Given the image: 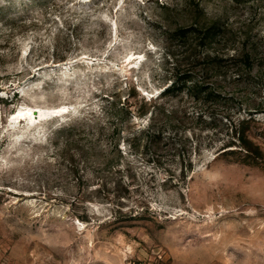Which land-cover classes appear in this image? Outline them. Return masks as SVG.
<instances>
[{"label":"rangeland","instance_id":"obj_1","mask_svg":"<svg viewBox=\"0 0 264 264\" xmlns=\"http://www.w3.org/2000/svg\"><path fill=\"white\" fill-rule=\"evenodd\" d=\"M0 264H264V0H0Z\"/></svg>","mask_w":264,"mask_h":264},{"label":"trees","instance_id":"obj_2","mask_svg":"<svg viewBox=\"0 0 264 264\" xmlns=\"http://www.w3.org/2000/svg\"><path fill=\"white\" fill-rule=\"evenodd\" d=\"M212 29L214 30L212 31ZM223 30V27L221 28ZM192 35H194L195 39L199 41L197 43V47H205L206 45H209L211 43H214V40L221 34H225L224 31L221 33L220 29L216 28H206L201 27L198 24L196 26H193L191 29ZM227 56L226 54H216L214 57H211L210 60H212V68H207V70L211 71L219 67L217 66L218 60L223 57ZM240 57V54L238 52H235L234 54H231L228 58L231 61H236ZM206 59V58H204ZM208 59V58H207ZM228 59V60H229ZM206 70V68H204ZM186 81H192L191 77H188ZM121 107L116 111V117L117 120L119 117L126 118V116L129 115V117H139V118H148L147 126L144 128L138 129L139 136H142V138L147 139L146 143L151 144L155 146L158 149H161V145L163 146H172L173 151H182V145L180 142H178L179 137L177 136L178 132H171L169 136H166V130L168 129V125L165 121V118L169 119V122H171L174 113L172 111H169L166 109L165 105L162 103L161 99H146L141 98V100L137 101H131L129 99H125V101L121 102ZM252 118L249 119V121ZM172 124H175L172 122ZM111 125L116 126L114 128V131L118 130L119 124H115L114 122H111ZM171 127L175 128V125H172ZM103 130V128H102ZM177 133V134H176ZM139 138L138 136L134 139ZM232 140L234 143L239 142L241 147L245 149L248 148L249 141L247 140L245 134H240L238 138L235 137ZM167 141V142H165ZM166 143V144H165ZM225 153V152H224Z\"/></svg>","mask_w":264,"mask_h":264},{"label":"bare ground","instance_id":"obj_3","mask_svg":"<svg viewBox=\"0 0 264 264\" xmlns=\"http://www.w3.org/2000/svg\"><path fill=\"white\" fill-rule=\"evenodd\" d=\"M32 110L33 109H28V111L26 110L27 112L21 111L17 118L22 117L24 115V113H25V115H32L33 114V111ZM40 116H42L43 119L44 118H49V117L46 116V114H43V115L41 114ZM23 117H25V116H23ZM25 120L28 122V125H31L32 124V120L28 116L25 117Z\"/></svg>","mask_w":264,"mask_h":264},{"label":"water","instance_id":"obj_4","mask_svg":"<svg viewBox=\"0 0 264 264\" xmlns=\"http://www.w3.org/2000/svg\"><path fill=\"white\" fill-rule=\"evenodd\" d=\"M53 113H57V112H53ZM34 117H35L36 121L39 119V112H38V110H34Z\"/></svg>","mask_w":264,"mask_h":264}]
</instances>
